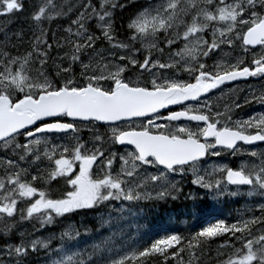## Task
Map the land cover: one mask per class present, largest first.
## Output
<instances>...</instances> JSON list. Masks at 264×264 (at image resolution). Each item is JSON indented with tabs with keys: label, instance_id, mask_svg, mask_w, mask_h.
Instances as JSON below:
<instances>
[{
	"label": "snow or ice",
	"instance_id": "obj_1",
	"mask_svg": "<svg viewBox=\"0 0 264 264\" xmlns=\"http://www.w3.org/2000/svg\"><path fill=\"white\" fill-rule=\"evenodd\" d=\"M129 6L135 0H40L23 54L9 50L3 29L0 264H26L41 250L49 264H168L170 258L182 264L184 253L198 264V253L217 238H223L219 264H264V202L234 222L220 219L189 237L165 235L130 254H113L115 233L81 248L71 224L59 234V247L52 246L54 236L21 230L24 223L44 228L89 210L99 213L101 227L111 225L125 202L175 199L179 182L171 177L188 171L194 185L216 197L240 196L247 186V196L264 198V152H248L256 160L238 168L215 165L201 174L200 167L208 156H235L243 145L264 142V113L233 119L242 107L238 98L222 110L209 98L232 82L264 79V0H157L130 17L121 40L115 11ZM25 9L24 0H0V17ZM60 18L68 26L63 36L51 34L54 49L44 24ZM13 35L23 41L25 33ZM208 59L215 62L209 66ZM250 96L245 104H264V91Z\"/></svg>",
	"mask_w": 264,
	"mask_h": 264
},
{
	"label": "rangeland",
	"instance_id": "obj_2",
	"mask_svg": "<svg viewBox=\"0 0 264 264\" xmlns=\"http://www.w3.org/2000/svg\"><path fill=\"white\" fill-rule=\"evenodd\" d=\"M141 1L143 3L138 9L146 6L149 3L157 2V0ZM59 32L60 36L65 35L63 31ZM205 39H208L210 41V34L206 36ZM161 40H163V36H161ZM161 46L163 47L164 45L161 44ZM177 46L182 47V43ZM173 50H175V47ZM237 53H239V49H237ZM221 56H223V53H218L217 59ZM251 59L252 56L251 54H249L247 56V60L250 61ZM214 62L215 61L213 59H208L207 61L209 66H211ZM49 63H51V61ZM78 71L79 69H77V72ZM222 87L223 92H221L220 90H216L210 94V101L213 104L219 106L222 110L223 106L226 103H231L234 98H238L236 102L240 103L242 107L233 110V119H247L249 116L264 113V104H260L258 102H252L249 104L244 103V98L246 96L251 99L250 91L256 92L257 95L261 91H264V79L250 77L247 80L233 82ZM101 131H103V129H101ZM84 138H88L86 132L84 133ZM251 151H256L258 153L264 152V145H260L258 147H245L244 145L241 149V153L235 156L230 155L227 151L222 152V154L218 157L208 156L201 162V174H205V172L210 174L212 172L213 166L215 165H227L232 168H238L242 161L249 162L256 160V158L247 155V153ZM46 164L47 161H44L40 166L45 167ZM32 174H35V171H33ZM194 178L195 177L192 175L191 171H188L183 176L175 175L171 177L173 181L179 182L178 187L182 181L189 186L186 197L187 199L193 202H196L198 200L199 202H197V204L201 203L197 207H195V205H191L190 207H194L192 210H186L187 208H184L181 211L180 209H178L177 213L176 211H173V213L172 211H163L164 213L155 214L156 206L152 204L155 199H149L141 200L139 202H133L130 205L125 202L124 207L126 211L124 212L122 217L117 221L115 217L120 214L113 212V221L111 225H105L104 227H101L99 221V213L97 211L89 210L78 212L76 219L74 220L69 219L71 216H68L66 218H57L54 225H50L44 228H40L39 224L33 221L30 223H24L21 227V230L27 233H31L35 237L54 236L56 238L53 239L52 246L59 247V234L65 229L68 224H71L81 233V236L79 238L81 248H84L92 244L93 242H99V240H101L102 238L112 236V234L115 233L116 235L113 241L115 252L113 254H130L131 251L138 250L141 246L147 245L149 243V240L153 239L150 238V236L155 235L157 231L159 232V230L163 226L170 227L172 225L178 224L181 220V218L179 217L181 215L180 212L183 213L182 217L185 218L189 212L190 214H192L194 222L196 221L197 223H200L203 221V223L199 225L200 227H206L211 223V217L216 214L223 213V210L221 209V202L225 197L232 199L240 198L239 205L235 210H233V216L237 217H240L241 215H251L252 213L246 212V209H254L259 203L264 202V198L260 196H247V186H241L240 190L242 194L240 196L232 197L228 195H220L219 197H216L214 191H209L208 189L202 188L198 185H194L192 183V180ZM216 178H219V175H217ZM62 185L63 182L61 181V184L58 187H62ZM228 187L231 191L237 190L236 186ZM153 196H155V192H153ZM114 203L119 206V202ZM104 211L105 213H107L109 209H105ZM226 213H228L227 216L231 217L229 211ZM169 214L171 216H169ZM255 214L259 215L258 212H256ZM105 218H107V215L105 216ZM87 219L89 220L87 221ZM188 220V218L184 219L183 223H186ZM86 230L87 234H85ZM16 239H18V237H16ZM218 245L219 244H217L216 247H218ZM33 255L42 258V261L38 264H49V258L43 250L38 253H34ZM0 259H4V257L0 255Z\"/></svg>",
	"mask_w": 264,
	"mask_h": 264
},
{
	"label": "trees",
	"instance_id": "obj_3",
	"mask_svg": "<svg viewBox=\"0 0 264 264\" xmlns=\"http://www.w3.org/2000/svg\"><path fill=\"white\" fill-rule=\"evenodd\" d=\"M24 2L26 5V9L23 13L17 16L11 17V18L0 17V41L4 40L3 29H6L7 35L10 38V42L8 43V48L13 53H16L18 50L20 54H23L29 48V40L31 37L30 28L32 24V21L30 19V14L32 11L35 10V7L40 3V0H24ZM56 2L60 3L61 0H56ZM72 2L76 3L77 0H72ZM93 2L95 3L96 0H93ZM139 2L141 3L139 4ZM142 3L143 2L141 0H135V5L136 4H139V5L134 6V8L132 6H129L123 10L119 8L116 9L114 18H115V27H116V31H117V35L119 39L126 40L127 36L129 35L128 28H127L129 19L130 17H132L134 12L142 5ZM67 26H68V21L64 18L57 19L51 22L50 24L45 22L44 27L46 30L49 31V43L53 44V48L55 45V41L52 39L51 34L55 32L57 33V36L60 37L59 31H62V29L66 28ZM21 29H23L25 33L23 41L18 40L13 35V33L19 32ZM13 44L16 45V48L12 47ZM188 190H189V186L182 181L179 185V191L172 193V195L176 197L175 199H172L171 197H169L168 199L163 200V201L154 200L152 204L156 206L155 214L162 213L163 211H172V212L178 211V209H180L181 211L184 208H187L186 210H192L193 206L190 207L191 205H195V207L200 205L201 203L197 204V202H199L198 200L196 202H193L186 198ZM239 203H240V198H237V199H232L228 197L223 198L221 202V209L223 210V213H219L211 217V223H215L217 220H220V219H224L227 222H234L235 220H237L239 217L233 216V210L236 209ZM228 211L231 217L227 216L228 213L226 212ZM182 214L179 216L181 220L179 221L178 224L172 225L170 227L163 226L159 230V232L157 231L155 235L150 236V238H153V239L149 240V243L147 245L141 246L140 249H142L143 247L150 246V244L154 242L155 239L162 238L165 235L179 234L182 237H189L191 234H194L196 231H199L201 228H203V227H200L199 225V224H202L203 221L200 223H197L196 221L194 222L192 214H190L189 212L186 218L185 217L182 218ZM70 216L71 217L69 219L74 220L76 219L77 213L72 214ZM187 218L189 219L188 220L189 222L187 221L186 223H183V220ZM88 220L89 219H87V221ZM33 222L37 223L36 221H33ZM1 241L2 240H0V242ZM222 242H223V238H217L215 241H212L204 249L203 254L198 253V256H199L198 264H219V260L217 258L218 247H216V245ZM1 243L3 244V241ZM1 243L0 245H2ZM190 259H191V264H197L196 258H190L187 253L183 254L182 264H189ZM41 261H42L41 257H36L33 254H30L29 257L26 259L27 264H38ZM154 264H163V261L162 260L154 261ZM168 264H178V262L175 259L170 258Z\"/></svg>",
	"mask_w": 264,
	"mask_h": 264
},
{
	"label": "flooded vegetation",
	"instance_id": "obj_4",
	"mask_svg": "<svg viewBox=\"0 0 264 264\" xmlns=\"http://www.w3.org/2000/svg\"><path fill=\"white\" fill-rule=\"evenodd\" d=\"M172 110H181V109H180L179 106H174V107H172ZM165 114H167V113L165 112ZM260 145H264V144L259 143V144H256V145H254V146H249V147H258V146H260ZM243 146H244V145H243ZM245 147H247V146H245ZM2 155H3V153L0 152V156H2ZM2 174H3V170L0 169V175H2Z\"/></svg>",
	"mask_w": 264,
	"mask_h": 264
},
{
	"label": "bare ground",
	"instance_id": "obj_5",
	"mask_svg": "<svg viewBox=\"0 0 264 264\" xmlns=\"http://www.w3.org/2000/svg\"><path fill=\"white\" fill-rule=\"evenodd\" d=\"M140 3H141V2H139V4H140ZM139 4H136V5H139ZM136 5H135V6H136ZM132 7H133V6H132ZM137 7H138V6H137ZM133 8H134V7H133ZM133 8H132V9H133ZM135 10H136V9H135ZM135 10H134V11H135ZM184 194H185V193H184ZM187 201H188V200H187ZM178 202H179V201H178ZM157 204H158V203H157ZM179 207H180V206H179ZM193 208H194V207H193ZM193 208H192V209H193ZM166 209H167V208H166ZM166 209H165V210H166ZM171 209H173V208H171ZM158 211H159V210H158ZM158 211H157V212H158ZM170 212H171V211H170ZM162 213H164V212H162ZM172 213H173V212H172ZM176 213H177V211H176ZM176 213H175V214H176ZM180 213H181V212H180ZM181 214H182V213H181ZM172 215H173V214H172ZM161 216H162V215H161ZM169 216H171V215L169 214ZM157 217H158V216H157ZM162 217H163V216H162ZM169 218H170V217H169ZM178 218H179V217H178ZM182 218H183V217H182ZM162 219H163V218H162ZM161 221H162V220H161ZM2 241H3V240H2ZM2 241H1V242H2ZM1 242H0V243H1ZM1 244H2V243H1Z\"/></svg>",
	"mask_w": 264,
	"mask_h": 264
},
{
	"label": "water",
	"instance_id": "obj_6",
	"mask_svg": "<svg viewBox=\"0 0 264 264\" xmlns=\"http://www.w3.org/2000/svg\"><path fill=\"white\" fill-rule=\"evenodd\" d=\"M243 80V79H242ZM242 80H239V81H242ZM237 82V81H236ZM233 83V82H232ZM172 107H174V106H171V108ZM162 111H164V110H162ZM166 112V111H165ZM183 122V121H182ZM259 143H264V142H257L256 144H259ZM253 145H255V144H253Z\"/></svg>",
	"mask_w": 264,
	"mask_h": 264
}]
</instances>
